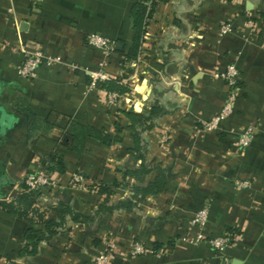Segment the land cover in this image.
<instances>
[{"label":"crops","instance_id":"0c3cea01","mask_svg":"<svg viewBox=\"0 0 264 264\" xmlns=\"http://www.w3.org/2000/svg\"><path fill=\"white\" fill-rule=\"evenodd\" d=\"M133 2L0 0V177L7 181L0 186L5 197L0 203L12 200L23 180L42 169L43 156L58 150L65 172L51 174L53 184L40 190L37 207L47 211L60 201L88 215L102 201L127 197L116 190L107 200L90 189L121 182L122 172L139 168L128 153L132 133L120 111L147 112L153 82L165 91V106L175 109L142 135L147 164L166 171L161 194L147 197L134 213H103L87 227L69 225L25 258L19 252L27 225L0 210V264H93L98 249L108 246L110 264H217L207 240L227 233L238 236L225 250L230 264H264V0L157 2L136 61L123 66L116 49L106 56L89 48L86 39L98 34L129 47ZM224 23L231 31L221 36ZM34 49L63 64L40 66L32 79L20 77L24 52ZM102 63L110 79L130 89L113 105L99 84L90 87L86 73ZM229 64L238 71L233 111L219 131H204L203 123L219 113L228 94L212 75ZM24 107L39 117L34 128L20 113ZM68 120L110 136L118 121L122 140L107 147L86 139L78 151L63 148ZM246 126H253L255 135L241 151L236 140ZM74 172L82 174L85 188L70 185ZM155 176L130 182L144 186ZM241 181L249 187L237 188ZM201 209L207 212L201 230L207 240L193 244L189 240L198 230L189 222ZM134 245L146 252L131 255Z\"/></svg>","mask_w":264,"mask_h":264},{"label":"trees","instance_id":"16d2710c","mask_svg":"<svg viewBox=\"0 0 264 264\" xmlns=\"http://www.w3.org/2000/svg\"><path fill=\"white\" fill-rule=\"evenodd\" d=\"M163 0H134L129 10L131 21L132 38L129 47H125L122 43L120 50H114L123 59V66L126 63L134 62L140 51L143 42V36L148 20L151 18L153 9L157 2ZM102 91L108 93H116L123 96L130 92L127 85L121 83L118 79H110L99 84ZM165 91H160L156 87V82H153L152 98L149 105V110L145 113H134L132 111H120V115L126 120V129L132 133V147L128 149L129 155L139 162L137 170H127L122 172V181L112 184L100 183L91 186V190L97 195L110 199L116 190H122L128 193V196L113 203H108L106 200L99 203L95 209L88 215L72 209L63 202H57L51 208L41 209L37 207L40 190H30L24 180L18 186V191L15 197L9 202H1L0 210L7 215L15 216L27 227L23 232V247L19 252L20 258L32 257L37 253V248L42 242H48L56 235L68 231L69 225L89 226L101 219L103 213L115 214L124 213L131 214L138 210V206L145 201L147 197H154L161 194L167 185V177L165 169L159 165L150 166L146 162L147 145L144 142L142 135L155 128L160 118L171 115L175 109H169L162 102V97ZM29 121L30 127L34 128V124L39 120V117L30 109L24 107L20 110ZM43 122V120H42ZM68 129L63 130V137L67 142H62L63 148H72L75 151L82 148L86 139H92L99 142L103 146H111L121 142L123 127L118 121L114 123L115 135L110 136L105 132L84 127L67 121ZM41 171L51 175L53 173L63 174L65 167L63 164L62 153L58 150L47 156H43L41 160ZM155 172V178L144 186L136 185L130 181H136L138 178L150 175ZM75 173V172H74ZM53 214V218H49L48 213ZM102 248H99L101 250Z\"/></svg>","mask_w":264,"mask_h":264},{"label":"built area","instance_id":"2783aa9c","mask_svg":"<svg viewBox=\"0 0 264 264\" xmlns=\"http://www.w3.org/2000/svg\"><path fill=\"white\" fill-rule=\"evenodd\" d=\"M230 23H224L219 28V33L221 36L225 35L231 31ZM246 27L251 29L253 24L248 22ZM86 44L89 48L94 50H100L108 56L115 49L116 44L109 39L98 35L91 34L88 35L86 39ZM55 64H63L58 58H49L45 57L39 49H34L32 51L24 52V60L20 68L18 69V75L24 79H32L35 76L36 70L40 66H51ZM104 63L100 65V69L97 71H86L90 79V87H94L97 84L103 83L110 80L109 76L104 73L103 67ZM213 79L223 82L227 89V97L217 115L212 117L209 121L203 123L204 131H219L223 121L232 113L233 107L237 98L238 93V71L234 65H227L222 71H215L212 75ZM105 98L110 105L116 104L121 96L116 93H108L103 91ZM255 128L253 126L244 127L236 140V147L243 151L245 150L253 141ZM168 140L166 135H163L161 138V143L164 144ZM51 175L46 174L44 171H38L37 173L31 174L24 180L26 186L30 190H35L43 188L45 186L52 185ZM70 185L74 188H85V180L81 173L75 172L71 176ZM235 186L237 188L246 189L249 187L247 181L236 182ZM207 217V212L205 209L197 211L192 219L189 222V227L196 228L198 232L194 235L193 238L189 240L190 243L198 244L207 240L202 234L201 230L205 224ZM182 239H187L186 236H183ZM238 236L235 233H227L219 237H213L207 240L210 244L213 252L217 258V264H230L229 258L225 254V250L236 243ZM146 250L140 245H134L130 249L131 255H142ZM113 256L112 247H104L97 252L93 258V264H110Z\"/></svg>","mask_w":264,"mask_h":264},{"label":"water","instance_id":"95a60500","mask_svg":"<svg viewBox=\"0 0 264 264\" xmlns=\"http://www.w3.org/2000/svg\"><path fill=\"white\" fill-rule=\"evenodd\" d=\"M122 48V45L120 43H117L115 46L116 50H120ZM1 129V128H0ZM0 135H3V131L0 130ZM7 181L4 177H0V186L6 184ZM4 196H0V199H4Z\"/></svg>","mask_w":264,"mask_h":264}]
</instances>
